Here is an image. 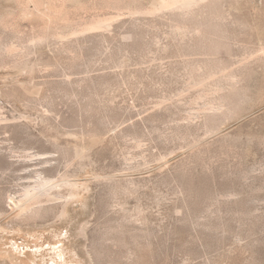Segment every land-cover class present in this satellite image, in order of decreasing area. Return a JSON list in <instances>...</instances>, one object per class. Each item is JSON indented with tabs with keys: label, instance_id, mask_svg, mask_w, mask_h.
Masks as SVG:
<instances>
[{
	"label": "rangeland",
	"instance_id": "rangeland-1",
	"mask_svg": "<svg viewBox=\"0 0 264 264\" xmlns=\"http://www.w3.org/2000/svg\"><path fill=\"white\" fill-rule=\"evenodd\" d=\"M149 1L31 0L24 17L22 0H0L3 21L15 19L25 37L72 20L90 35L74 57H62L68 66L75 60L67 68L75 71L62 76L67 83L45 70L34 78L40 92H31L25 74L0 69V107L10 118L0 121V146L22 154L31 146L52 151L54 136L61 147L97 140L82 161L68 164L40 165L0 149V264H264V65L229 80L240 89L225 95L210 90L216 77L207 87L195 83L188 70H200L202 56L179 43L182 35L203 31L199 39L215 53L204 64L230 70L237 62L216 42L227 26L206 16L180 25ZM225 10L252 23L241 40L264 39V0H236ZM138 15L139 22L130 19ZM98 20L110 26L97 29ZM43 49L41 59H52ZM220 94L215 114L211 98ZM45 98L54 113L44 123ZM204 111L213 117L205 121ZM41 167L79 178L76 198L48 218L14 217L11 194ZM107 174L132 187L111 195L106 180L98 182Z\"/></svg>",
	"mask_w": 264,
	"mask_h": 264
},
{
	"label": "bare ground",
	"instance_id": "bare-ground-1",
	"mask_svg": "<svg viewBox=\"0 0 264 264\" xmlns=\"http://www.w3.org/2000/svg\"><path fill=\"white\" fill-rule=\"evenodd\" d=\"M29 1L31 0H22L21 2V7L23 6L22 8L23 16L27 14L26 4ZM60 1L62 3L65 2V0H60ZM233 1H236V0H150L149 1L151 2L150 5L155 8L153 10H155L156 12L171 14L173 19L178 21L180 25L181 24L185 25V24L190 23L191 21H194L197 16H206V17L213 18L221 23H224L227 26L220 35L217 34L218 37L216 36L217 38L216 42L218 43L217 45L218 48H220V46L226 47L228 54L231 57H233L232 59L235 62H237V65L230 70H227L223 66H219L215 64L210 65V66L209 65L206 66L204 64L206 61H214L212 57L214 52H212V50L209 49V46L206 40H204L203 38H201V40L199 39L201 36H204L203 31H199L197 28H193V27L186 29V32L182 35L180 42H179L182 45L193 47V52H195V54L202 56L200 58V61L202 62L200 64V70H197L198 72L195 71L194 69L188 70L193 81L195 83L204 84V87H207L208 83H206V80L209 77H216V79L214 80V82L216 83V86L210 87V90H213L215 92L222 91L224 92V95L226 93H230L232 91L240 89L237 86L238 85L237 80L231 81V82L229 80H231L232 78L237 79L239 77L246 75L252 68H255L254 67L255 65H258V64L264 65V39H258L256 42L252 41L251 39H249L250 41H244L248 39L241 40L240 38L241 32L245 28L253 29V26L251 25L252 23L249 25L250 22L248 23L246 20L240 17H237L236 15H233L230 11L225 12L226 11L225 5ZM28 11L30 12V10ZM141 11L139 10V12ZM143 12H141V14ZM137 14H139L138 11H137ZM132 15L135 16V13H133ZM140 18L141 17H139L138 15L137 17H133V19L132 18L130 19L137 22L138 20H140ZM4 19L2 18V15H0V22L2 24V27L0 28V69L3 71L4 74H14V73L25 74L28 80L26 82L24 81L22 85L24 86L26 90L31 89V92H37L39 91V89H41V87L39 86V83H36L34 81L35 80L34 78L37 77L39 73L46 70L48 72V75L58 78L62 76H68L69 74L71 75L73 73L72 71H75V70L70 71V69H69V72L67 71L68 70L67 68H70L71 66H73V63L75 60L73 61V63H71L70 66H68L69 64L66 65L68 62L66 63L65 61L67 58L66 59L64 58L63 60L62 57H67V56L69 57L70 55L74 57L75 56L74 53L77 51V50L75 51V48L79 47L78 42L80 41V39L81 38L86 39L90 35L89 33H84L85 31L81 34V32L77 30L78 28L76 29V26H75L76 24L73 20L72 21L69 20L70 21L69 23H65V24L60 23V24H56L55 26H51L50 24L48 26L46 25V27H44V29H42L43 31H40V33L39 32H37V34L33 33V35L31 36L25 37L26 35L24 36L20 33L19 31L20 29H16L14 27L13 21L15 19L11 21L12 23H9L8 19H7L8 22L3 21ZM134 24L136 25V23ZM16 25L17 24H15V26ZM109 26H110V23H107L106 21L104 22L101 20L100 21L98 20V23L96 25L94 24V27H96L97 29H101V28L103 29ZM214 44H212L211 42V44L209 45H214ZM45 47L46 48L48 47L50 48L49 50H52L53 56H52V59L43 61L40 55L42 53L43 54L45 53L43 49ZM70 62H72V60ZM44 73L45 72H43V74ZM62 78L63 80L65 79V83H67L66 81L69 78L67 77H62ZM72 80L70 81L71 82L70 84H72L73 82ZM12 91H14V89ZM12 91L5 93L7 98H10L11 97L10 95H13V93L16 92L14 91L12 93ZM35 96H37V94ZM13 97H15V95ZM221 98H223L222 94L214 95L211 98L212 101H215L218 104V105L214 104V107H213V113L215 112V114H218L217 111H221V109H223L222 107L223 104L219 102ZM20 100L22 99L20 98ZM40 100L42 99H39V101ZM48 100H49V97H48ZM48 100L45 98L46 105L44 104L45 108L43 107L44 105H42L44 110L42 111L40 115V119L44 123L47 122V120H49L48 119L49 117H47V114L48 112L51 111L50 109L51 104L49 105L50 100L49 101ZM206 101L207 100L205 99L202 102L203 104L201 103V106L205 105V106H202V108L206 107V104H207ZM28 106H31V105L28 104ZM17 109L19 110L18 107ZM37 109L36 110L34 109V110L37 111ZM202 116L205 119V121H207L209 120V118L211 119V117H213V114H210L204 111L202 113ZM9 120L10 118L4 115L0 107V121L4 122V121H9ZM48 141L53 146L52 151H46V150H41V149L33 150V147L31 146V147H22L21 148L22 154H18L19 148L15 147V145L9 146L6 150H8L9 156H15L16 154L23 155L25 158H28L29 160H35L36 164H40V165L49 163L52 160H59L60 158L61 160L65 159V162H67L68 164V162L72 160L77 161L80 159V161H82L81 159L88 155V153L86 154L85 152L86 148H89V147L91 148L94 144H96L97 140L92 141L91 142L92 144L87 145V146L84 144L81 145L79 143H72L68 147L66 146L61 147L60 144L57 142L56 136H54L53 139H48ZM1 146H0V149L2 150V148H4V145L3 147ZM3 150L6 152L5 148ZM55 153H58V156L56 158L45 157L46 154H55ZM43 167L35 168L33 170L31 169V171H29V175L26 176L28 182L22 184V187L18 191L19 193L16 191L18 194L13 195V193L15 192L11 194L10 200H9L10 205H11L10 214L13 215L14 217L22 219V220L37 218V217H47V215H49L48 217H50V214L56 215L58 213L63 212L64 207L68 203H70L73 199L76 198L77 194L75 191L77 190V188H79L80 185H82V182L80 181L79 178L70 177V176H67L66 174L51 175V174H48L49 172L47 173V170H45ZM117 175L107 174V175H102L98 177V182L100 181V179L103 180V182L104 180H106L105 183L106 182L107 183L106 184L104 183V184L107 185V187L109 188V192L111 195H117V193H119L120 190L122 189L124 190L127 188L129 189V187H132L130 184L129 185L122 184L123 180L121 181V178L118 177ZM129 182L131 183L130 180ZM132 183L134 184V182ZM125 216L128 217V215H125ZM137 216L139 217L141 216V219ZM135 217L139 218L140 220H143L142 219L143 215H141L140 210L137 211V214H135ZM117 225H120V223ZM113 228H116V227H113ZM117 233L116 235L115 234L114 235L118 236Z\"/></svg>",
	"mask_w": 264,
	"mask_h": 264
}]
</instances>
